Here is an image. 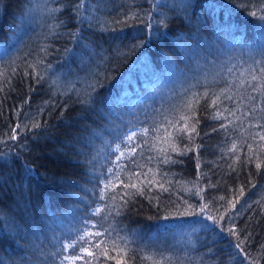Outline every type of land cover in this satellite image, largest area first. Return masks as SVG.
<instances>
[{
  "label": "trees",
  "instance_id": "16d2710c",
  "mask_svg": "<svg viewBox=\"0 0 264 264\" xmlns=\"http://www.w3.org/2000/svg\"><path fill=\"white\" fill-rule=\"evenodd\" d=\"M261 67L264 0H0V264H264Z\"/></svg>",
  "mask_w": 264,
  "mask_h": 264
},
{
  "label": "snow or ice",
  "instance_id": "6c2138e0",
  "mask_svg": "<svg viewBox=\"0 0 264 264\" xmlns=\"http://www.w3.org/2000/svg\"><path fill=\"white\" fill-rule=\"evenodd\" d=\"M77 7H79V5H78ZM252 15H256V13H252ZM260 72H261V73H264V67H261V68H260ZM252 79H253V80H256V79H257V76L253 75ZM261 87L264 88V85H261ZM205 95H206V94H205ZM196 102L198 103V101H196ZM216 102H217L216 100H213V101H212L213 104H216ZM188 107L191 108V107H192V104L190 103V104L188 105ZM213 118H214V119H218V118H220V116H219V114H217V116H215V117H213ZM182 119H184V117H182ZM35 126L38 127L39 125H35ZM170 126H171V127H175V124H170ZM221 127H226V126H225V125H221ZM192 131H193V132L195 131V128H194V127L192 128ZM213 131H215V129H213ZM147 132H148L147 129H144V130H143V134H146ZM255 135H256V136H259V139H260V140H264V135H261L260 133H256ZM135 136H136V133H135V132H133L131 135H129V136L127 137L128 142H131V141L135 138ZM117 147H119V146H117ZM249 147L251 148V146H249ZM235 148H236V145L233 144L232 149L234 150ZM133 151H134V150H133ZM121 155H123V153H121ZM165 162H167V159L165 160ZM173 162H175V161H173ZM257 167L259 168V167H260V164H257ZM107 187H108V185L106 184V185H105V189H107ZM118 195H119V194L117 193L116 195L112 196L111 199H112L113 201H115V200L117 199ZM221 199H223V198H221ZM105 212H108V215H111V212L108 211V209H107L106 206H105L104 208H97V209H95L94 212L92 213V215H95V216H102V217H103V214H104ZM116 215H120L119 210H116ZM103 218L106 219V217H103ZM209 218L212 219V217H209ZM85 223H88V222L86 221ZM92 227H96V225L93 224ZM105 231H107V230H105ZM232 234H233V235H236L237 233L233 232ZM102 235H104V233H101L100 231H96V232H94V233H93V232H86L85 235H81V236H79L78 240H79V241H85V242H87V241H86V236L88 237V239H91V238H93V237H100V236H102ZM101 243H102V241H101ZM113 245H114V247L117 246V245L115 244V241H113ZM93 247L99 248V244H97V245H93ZM236 247H237V248H240V245L237 244ZM64 248H65V250H67V249H72V250H73V253H74L73 255L65 256V257L63 258V260L69 261V264H76V261H77V260H84V261H85V264H89V261L86 259L85 256L75 254V251H76V248H77V242L69 243V244L65 245ZM80 251L83 252V253H86L87 256H93V252L89 251L88 248H81ZM61 264H63V261H61Z\"/></svg>",
  "mask_w": 264,
  "mask_h": 264
},
{
  "label": "rangeland",
  "instance_id": "374dc122",
  "mask_svg": "<svg viewBox=\"0 0 264 264\" xmlns=\"http://www.w3.org/2000/svg\"><path fill=\"white\" fill-rule=\"evenodd\" d=\"M63 264H69V261H67L66 263H63Z\"/></svg>",
  "mask_w": 264,
  "mask_h": 264
}]
</instances>
